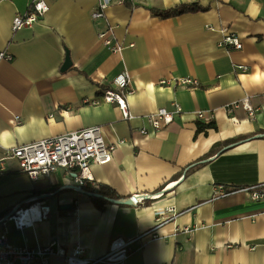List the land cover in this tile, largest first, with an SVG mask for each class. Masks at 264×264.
Wrapping results in <instances>:
<instances>
[{"label":"crops","instance_id":"0c3cea01","mask_svg":"<svg viewBox=\"0 0 264 264\" xmlns=\"http://www.w3.org/2000/svg\"><path fill=\"white\" fill-rule=\"evenodd\" d=\"M33 1L0 0V52L10 57L0 60V146L99 127L115 149L109 163L92 165V184L110 186L122 199L100 210L80 189L78 169L33 181L8 160L0 216L31 204L42 213L22 231L10 222V243L56 241L55 251L81 246L100 257L115 238L153 232L158 237L138 241L126 264H264V198H215L219 186L264 184V0H132V7L112 0L102 20L92 18L100 0H49L36 25L13 32V19ZM185 4L205 10L168 18L151 12ZM108 27L122 52L99 39ZM227 33L242 40L241 50L220 45ZM123 71L135 89L129 119L102 101ZM184 78L195 83H178ZM244 100L254 115L241 107L229 112ZM160 108L174 112V121L143 135L150 130L145 118ZM198 112L214 119L200 122ZM199 124L212 127L199 131ZM137 196L144 201L125 203ZM169 206L180 215L159 224ZM50 264H65L64 256L53 255Z\"/></svg>","mask_w":264,"mask_h":264},{"label":"built area","instance_id":"2783aa9c","mask_svg":"<svg viewBox=\"0 0 264 264\" xmlns=\"http://www.w3.org/2000/svg\"><path fill=\"white\" fill-rule=\"evenodd\" d=\"M112 0H100L99 6L92 12L94 20L105 19V10L110 6ZM50 10L49 0H34L28 11L23 15H17L13 19L12 31L17 32L24 28H32L36 25L47 12ZM99 39L103 41L107 49L112 53H120L125 46L117 42L112 34V28L99 33ZM220 45L232 49L241 50L243 47L242 40L235 34H225ZM10 59L4 52H0L1 59ZM246 69L244 68V71ZM171 82L163 80L161 85H168ZM181 85H192L194 80L190 78L180 79ZM114 88L104 92L102 101L108 104H115L122 112L124 119L131 118L128 106V98L135 92L131 75L127 71L118 74L113 80ZM243 108L251 115L254 110L248 100L233 104L229 112L236 108ZM177 112L181 108L177 105ZM197 120L209 123L214 119V115L206 112H198ZM175 118V113L168 111L166 108H160L154 114L147 116L150 130L143 128L141 133L148 136L151 131L159 132L167 128ZM21 121V118H16ZM114 145L105 142L99 127L87 128L70 134L42 139L30 144H24L13 148H2L0 146V174L5 168L8 160L17 161L20 171L33 181H38L42 176L49 175L59 169L70 171L79 170L77 183L83 186L87 183H93L91 167L93 164L104 165L111 161ZM249 192L254 201L264 198V184L232 188L226 190L224 186H219L215 192V198H225L227 196L239 193ZM133 204H139L144 201L143 196L131 198ZM34 206V205H33ZM33 206L27 209L15 210L12 214L0 219V264H50V259L55 254L64 256L65 264H126L129 256L134 252V245L146 238H157L158 235L153 232H145L133 239L115 238L109 245L105 255L100 257H89L87 251L81 246H75L66 252L55 251L56 241L45 246L36 248L29 246H17L10 243L9 223L17 230H24L32 227L41 219V209L38 213L34 212ZM180 212L173 206H169L158 217L159 224L174 221ZM185 231L191 232L190 228Z\"/></svg>","mask_w":264,"mask_h":264},{"label":"trees","instance_id":"16d2710c","mask_svg":"<svg viewBox=\"0 0 264 264\" xmlns=\"http://www.w3.org/2000/svg\"><path fill=\"white\" fill-rule=\"evenodd\" d=\"M131 1L132 0H124L123 3L128 7H132ZM204 10H205L204 8L196 4H185V5H180L174 9H169L164 11H156L151 9V12L163 18H168L172 16H179L186 12H195V11H204ZM208 127H212V124H199V131H203ZM80 189L85 194L89 195L93 205L100 210H103L107 204L122 199L121 196H119L114 189L104 184L93 185L92 183H87L83 186H80ZM33 205L35 204L28 205L27 208ZM7 215L8 214H2L0 218Z\"/></svg>","mask_w":264,"mask_h":264},{"label":"water","instance_id":"95a60500","mask_svg":"<svg viewBox=\"0 0 264 264\" xmlns=\"http://www.w3.org/2000/svg\"><path fill=\"white\" fill-rule=\"evenodd\" d=\"M70 65H71V60H70L69 57H67L66 62L63 65V70L68 69L70 67ZM125 203H127V204H133V200L130 199V200L126 201Z\"/></svg>","mask_w":264,"mask_h":264},{"label":"bare ground","instance_id":"6f19581e","mask_svg":"<svg viewBox=\"0 0 264 264\" xmlns=\"http://www.w3.org/2000/svg\"><path fill=\"white\" fill-rule=\"evenodd\" d=\"M123 1H124V0H123ZM33 210H34V212L38 213V208H34ZM7 216H8V215H7ZM7 216H6V217H7ZM3 218H5V217H3Z\"/></svg>","mask_w":264,"mask_h":264}]
</instances>
